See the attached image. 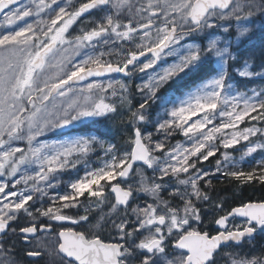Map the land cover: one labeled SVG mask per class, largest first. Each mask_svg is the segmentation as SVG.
Here are the masks:
<instances>
[{"label":"snow or ice","instance_id":"6c2138e0","mask_svg":"<svg viewBox=\"0 0 264 264\" xmlns=\"http://www.w3.org/2000/svg\"><path fill=\"white\" fill-rule=\"evenodd\" d=\"M72 2L67 0L66 5L57 11L52 8L57 0H51V3L48 0H31L29 5L22 4L20 0H0V14L8 25L24 17L40 16L46 10L51 17L48 21H40L43 27L38 25L34 28L32 24H26L19 30L0 32V177L14 178L22 167L39 164V170L34 175H20L12 185H28L31 181L30 192L23 189L12 191L10 181L0 182V194H3L0 199L16 198L0 206V264H18L11 255L12 249L6 247L2 239L9 233L21 235L28 243H31L30 237L35 239L34 250L26 251V255L40 257L47 254L48 264H217L216 256L222 246L230 241L240 243L244 238L251 237L257 227L264 228V201L241 203L219 216L214 223L223 230L218 229L216 234L193 227V222L201 219L200 209L194 201L210 199L200 186L210 173L198 168L197 164L214 157L222 146L225 151L216 161L217 172L226 170V175L245 183L253 180L264 183V162H261L259 171L245 172L239 168L240 161L226 151L242 141L249 142V138L257 132L264 133V129L255 127L239 129L246 118L264 122V89L253 91L251 95L239 91L230 94L232 86L226 83L228 73L224 71L188 93L178 105L170 98H158L157 92L177 74L195 67L204 54L214 52L216 56L226 55L228 59H235L227 47L217 48L214 39L204 49L188 45L184 48L186 54L181 55L178 63L163 69L143 86L149 89L148 94L139 109L130 110V120L148 121L145 113L149 101L161 99L168 118L155 121L156 131L164 132L166 136L173 131H181L189 138L190 146L175 145L167 150L166 159L153 155L164 150L165 143L154 142L152 133L145 135L141 127H135L129 151L121 152L116 145L109 144L105 151L108 159L101 167L86 170L84 177L70 182V191L52 197L47 208L30 210L29 201H33L36 193L47 195L45 189L39 186L41 182L48 188L54 187L51 180L69 165L71 157L77 158L71 165L75 167L92 150L93 144L103 142L97 137H80L41 144L35 148L31 145L38 135L49 128L64 127L82 118H107L116 113V105L106 102V94L111 89L112 96H115L116 84L120 89L127 90V86L119 81L105 83L93 80L82 88L74 86L105 73L129 72V66L140 72L153 68L162 54L179 52L177 46L185 36L211 30L217 26V21L232 16L239 19L240 5L233 4V0H148L146 9L143 6L135 9L131 0H86L78 7H72ZM245 5L264 11V0H245ZM108 6L116 12L110 13ZM230 6L231 11H226ZM93 10L104 13L99 20L89 21L95 26L86 31L82 29L81 35L67 39L66 33L71 26ZM124 10L130 13L135 10L136 14L148 11L150 16L146 23L138 22V26L134 27L130 18L126 24L121 23L119 14ZM156 21L159 25L155 26L154 32L150 31ZM140 33L142 42L135 45L137 50H126L122 62L103 60L104 52L92 54L87 51L94 49L95 41L103 40L104 44H108V39L104 37L111 34L117 39L134 42V34ZM146 53H150L152 58L138 67L139 58ZM239 75L252 77L257 73L246 66L239 71ZM58 98H66L70 102L64 107L63 101L56 102ZM169 104H172L170 110ZM201 113L202 118L188 124L192 117ZM217 117L224 119L209 128L208 125L213 124ZM23 139L29 144L27 153L12 146L15 141ZM217 139L219 145L214 143ZM257 149H264V143L250 142L241 160ZM137 162H142V166L154 174L158 172L159 176L148 177L140 168L134 169ZM133 171L140 177L135 191L146 193L154 202L132 208L134 221L125 216L120 223L113 222L117 231L115 238L105 241L91 229L77 231L74 227H61L55 233V245L49 244V235L53 231L51 222L71 221L74 225L88 222L87 214L76 218L63 214L65 210L77 207L79 198L85 193L90 201L86 213L93 207L102 211L108 194L113 195L115 201L111 204V212H115L118 206H124L127 211L134 196L133 185L128 183ZM181 174H187L186 178L181 179ZM172 176L177 178L178 185L183 186V191L173 184L170 185L172 191L169 195L173 199L178 198L182 206L172 207L160 195L169 187L164 178ZM205 186H211V180H207ZM6 189L9 191L6 192ZM219 207L222 208V205ZM21 214L27 217L25 225L13 228L12 224ZM237 216L245 219L246 226L233 225L229 228V217ZM41 217L48 218L49 222H41ZM104 220L105 215H101L94 227H99ZM130 223L132 227H129ZM169 247L177 250L179 255L170 254L167 251ZM232 264H264V259L233 260Z\"/></svg>","mask_w":264,"mask_h":264},{"label":"rangeland","instance_id":"374dc122","mask_svg":"<svg viewBox=\"0 0 264 264\" xmlns=\"http://www.w3.org/2000/svg\"><path fill=\"white\" fill-rule=\"evenodd\" d=\"M86 2V0H73L72 7H78L79 3ZM31 3V0H28L26 2L27 5ZM48 3H51V0H48ZM67 3V0H57L56 4L52 5V8L56 9L58 11L59 7L65 6ZM131 3L135 6V9L141 8L143 6L145 9L147 8L148 0H131ZM233 4H239L240 10L238 11L239 19L236 18V16L229 17L227 20H220L217 21V26L211 30H208L206 32H199L191 36H185L184 39L180 41L179 47L180 51L177 53H174L173 55H166L163 54L161 56V59L157 61V63L153 66V68L147 69L144 72H140L137 70H131L130 77L124 78L120 76H115L107 79H96L98 81H102L107 83L108 81H119L127 86V90L124 91L120 89L119 84L115 85L116 89V95L112 96L111 92L112 90L109 89L106 94V102L115 104L117 107V112L114 114H111L106 118V122L103 123L104 126L109 127L110 130H115L117 132H124L128 134L129 139H133V132L135 127H141L142 132L145 133H152V140L154 142H164L165 143V149L162 151H156L153 153L155 156L161 157V160L166 159V152L168 149H171L177 144L183 145L185 147L190 146L189 144V138L185 137L181 131H173L171 135H167L164 132H157L155 127V121L162 119V118H168L165 116L164 108L162 107V101L161 99H157V103L154 106H147L146 115L148 117V121L140 123L137 122V125H135L136 121L130 120V110L136 111L139 109V105L143 103L145 96L148 94L149 89L147 87H143L144 85L148 84L149 81L155 77L157 74L161 73L163 69L168 68L169 66L173 65L174 63H178L181 59L182 54H186L184 52V48H186L188 45H198L201 47V49L206 48L211 40H216V47L219 49H223L227 47L229 49V52H232V45L235 43H238L243 36H245L249 31H251L254 27L258 26L260 23L264 22V11H261L259 9H253L250 7H247L245 5V0H235ZM71 10V9H70ZM109 12L111 13L112 8L111 6L108 7ZM35 11V10H33ZM231 11V7L229 10ZM248 13H251V15H248ZM55 14L53 13V16ZM104 15V13L98 12L92 17L84 18L80 17L75 24L71 26L68 33H66L67 39H72L75 36L81 35V30H90L91 27H94L95 25L89 23V21L92 20H99L100 17ZM150 16V13L148 11H144L140 14H136L135 10L133 12H128L127 10L121 11L119 14V19L122 24H124L125 19H132L133 26L138 25V22H147V18ZM141 17H143V20L141 21ZM28 20L26 21V24H32L34 28H36L38 25L40 27H43L44 25L40 23L41 20L48 21L50 20V16L47 14V10L42 13L40 16L32 15L29 17H26ZM25 19V18H23ZM22 19V20H23ZM22 20H18L15 22V24H19ZM159 25V21L155 22V25L153 29L150 31H155V26ZM247 29V31H245ZM0 32H2L0 30ZM142 35L140 33L139 35H134V42L131 41H124L122 44H120V49L118 50V45L114 44V38L110 39L108 37H104V39H108V44H104L103 40H98L94 42V49L89 48L87 51H89L92 54L98 53V52H104L106 55L103 57V60L105 61H111L114 58L120 57V54L125 50H137L135 48L136 44L141 43L139 36ZM108 53H111V55H107ZM82 57H78L77 59H81ZM212 58L216 64V72L210 76L208 79L204 80L203 82L197 84L196 86L192 87L191 89L185 90L184 93L180 95H175L174 97H171L169 93L167 92V87L180 78L182 74L185 72L177 74L174 78H172L168 83H166L163 87L159 89L157 92V97H167L172 99L176 102V104H179V101L184 99L186 95L192 91H194L196 88L201 86L203 83L208 82L209 80L218 77L222 72H227V63H228V57L226 55L224 56H216L215 53L210 54H204L202 55V60ZM151 58H148L144 61L139 62V66H142L144 62H147ZM200 61V62H201ZM227 61V63H225ZM198 62L197 65L200 63ZM244 69V68H243ZM241 69V70H243ZM92 82V81H90ZM88 82V83H90ZM226 83L230 84L232 86V91L230 94H235L236 91L247 93L248 95H251L253 90L248 91H240L234 87V85L229 81L227 78ZM86 83L76 85L74 87L76 88H82L84 87ZM141 88L143 90L141 91ZM166 88V89H165ZM123 100V103H122ZM64 102V107L67 106V103L70 102V100H67L66 98H58L57 103ZM152 102V101H149ZM30 107V106H29ZM172 104L168 105L169 110L171 109ZM152 108L156 110V113L150 114L152 111ZM74 114V113H73ZM256 113H253L255 115ZM27 115V113H25ZM203 113L199 114L198 116L192 117L191 120L188 121V124H191L195 122L198 118H202ZM101 118L102 120L105 119V117H89V118H82L80 120L73 121L71 124L60 127V128H49L45 131H43L40 135H38L35 140L32 142L31 147L35 148L38 147L41 144H52V143H60V142H66L68 140L77 139L80 137H97L99 141H102L103 143H95L92 146V150L87 154L86 157H83L80 159V162L75 164V167H72V163L77 159L75 156L71 157L69 159V165L65 169H72L77 170V175H79V178L84 177L86 170L95 169L98 167H101L103 162L108 159V157L105 155V151L109 144H114L111 139L104 138L101 135H98L95 132H91L88 134H77V133H67L68 130L80 122H87V121H95L96 119ZM224 118L217 117L215 120H213V124L208 125L209 128L218 125L222 122ZM134 126V128H133ZM245 127H255L259 129H264V122L262 121H253L248 118L245 119L243 123L239 125V129L242 130ZM207 131V129H205ZM231 131V130H228ZM66 132V133H65ZM251 144L255 143H264V133L257 132L256 135L251 136L249 138V142L242 141L239 145L235 146L234 148L227 149L226 151L229 152V154L234 157L236 160L240 161L239 168L240 170H246L249 166H257L261 165V162H264V149H257L256 152L251 153L250 155L244 156L243 160H241V156L246 150L247 146H250ZM214 143L219 145V139H217ZM26 144V148H25ZM13 147H19L28 152L29 144L26 139L23 140H17L12 144ZM225 151L223 147L221 146L220 151L216 153L213 161L215 163H212L210 165L208 164H197V167L207 171L210 173L208 177L212 179L213 177H216L220 172L216 171V161L221 159L222 153ZM19 155V153L17 154ZM90 160V163L87 161ZM95 161V163L93 161ZM205 163L206 161H201ZM199 163V162H198ZM91 164V165H89ZM136 168H140L144 174L148 177H154L159 176V173H153L152 170L147 169L146 167L142 166V164L137 165ZM135 168V169H136ZM62 169V170H65ZM39 170V164L33 163L26 166V168L22 167L21 172L17 174L14 178L9 177H0V182L2 181H10V188L12 191L19 192L20 190H26L31 191V181L28 185H15L14 180L18 179L20 175H34L35 171ZM60 170V171H62ZM83 170V171H82ZM226 170H222L221 173H225ZM187 174H181L180 178L184 179L186 178ZM139 175L133 171V173L130 175V178L128 179V183L133 185L134 188V196L131 198L129 205L127 206V211L125 208L118 206L115 212L110 211L111 204L114 203V197L111 194H108V201L103 205V210L96 209L93 207L92 210L89 212H85L86 208H89V204L83 207V211L79 216H83L85 214L88 215L89 219L88 222H90L88 229H91L92 231L96 232L97 234H109L110 237H116L117 231L114 227V223L116 224L120 223L122 219L127 217L129 221H134L135 217L132 213L131 209L139 205L140 207H143L146 203H153L154 201L152 198L147 195L144 192H138L135 191L139 187L138 180ZM54 187L48 188L43 182L40 183V187L44 188L47 192V195H41L40 193H36L33 196V201H29V205H31L30 210H34L33 207L42 208L39 203L42 202L43 199H46L44 197H54L56 195H63L70 191V188L67 189L65 192L59 191V187L57 186L56 181L53 179L51 180ZM156 182H160L159 180H156ZM164 182L166 185H169L166 190L162 191L160 193L161 197L165 200H168L170 202V205L172 207L182 206L181 201L177 199H173L169 193L172 191V188L170 185L177 184V178L175 176H172L171 178L165 177ZM125 186V185H123ZM177 187H180L183 191V186H180L177 184ZM6 192L9 191V189L5 190ZM106 193H108V190H105ZM3 194H0L2 196ZM15 197H8V200H2L0 199V206L3 205V203H7L9 201L15 200ZM31 203V204H30ZM196 203V206L199 208L201 207V201H194ZM35 205V206H33ZM221 208V207H220ZM201 219L199 221L193 222V227L198 228L201 231H208L209 233L216 230L214 220L218 219L219 215H215L216 213H211L208 215V212H200ZM69 215V214H67ZM101 215H105V220L100 222L99 227H94L97 225V221ZM77 215H73L72 217H79ZM214 217V219L210 218ZM233 225L237 226H245V221L234 219L231 222V228ZM129 227H132V224H129ZM259 245L256 244L253 239H247L243 244L241 245H228L222 248L219 251V254L216 256L217 264H232L233 260H251L253 258L256 259H264V246L258 247ZM167 251L172 255H179V252L171 247L167 249Z\"/></svg>","mask_w":264,"mask_h":264},{"label":"trees","instance_id":"16d2710c","mask_svg":"<svg viewBox=\"0 0 264 264\" xmlns=\"http://www.w3.org/2000/svg\"><path fill=\"white\" fill-rule=\"evenodd\" d=\"M232 52L236 58L228 59L227 73L228 79L234 85V87L240 91H260L264 89V22L260 23L258 26L249 31L241 38L238 43L233 44ZM250 57L251 59H249ZM246 66L250 71L257 73V75L252 77L240 76L239 71ZM216 69V64L212 58L204 59L191 70H188L182 74L180 78L172 82L167 87V92L171 97H174L177 94L180 95L182 92L184 93L185 90L191 89L197 84L208 79L216 72ZM156 103L157 99L149 102V105L154 106ZM152 113H156L154 108H152L150 114ZM105 122L106 118L103 120L98 118L95 121L80 122L78 125L64 131H67V133L77 134H88L95 132L104 138L111 139L114 145H116V147L121 152L129 151L130 149L128 146L131 140L129 139L128 134L122 131L117 132L115 130H110L109 127L103 125ZM135 125H137V122ZM24 152L26 153V151ZM214 157H210L205 163L199 162L198 165H210L215 163L213 161ZM87 162L90 163V160ZM93 162L95 163V161ZM253 169H257L259 171L260 164L255 167L249 166L245 172L251 171ZM78 177L79 175H77V170L65 169L56 173L53 180L56 181V183L58 180L59 183H57V186L59 187V191L65 192L70 188V182H75ZM207 180H209V178H205V181L200 182V186L202 190L209 195L210 199L209 201H201L202 203L200 204L201 207H199V209L200 212L207 211L208 215L211 213H216L215 215L217 216L219 214L228 212L231 208L238 206L241 203L264 200V183H261L258 180L245 183L221 172L216 177L210 179L211 186H205ZM116 182L117 181H113V183ZM102 183L104 182L102 181ZM86 197L87 193H85L84 197L79 198L80 203L77 207L67 209L63 214L79 216L84 210L83 207L85 208V206L90 203ZM44 198L46 199H43L39 205L42 208H47L51 204L52 197L48 196ZM220 205H222V208L219 207ZM35 208L37 207H33V209ZM211 219H214V217H211L210 221ZM251 239H253V241L259 245L258 247L264 246V232L255 235Z\"/></svg>","mask_w":264,"mask_h":264},{"label":"flooded vegetation","instance_id":"af4514ba","mask_svg":"<svg viewBox=\"0 0 264 264\" xmlns=\"http://www.w3.org/2000/svg\"><path fill=\"white\" fill-rule=\"evenodd\" d=\"M28 0H24L23 2H21L22 4H26ZM19 6V5H17ZM109 7V6H108ZM116 10L112 9L111 13H115ZM96 13H98L97 11H93L92 13L86 15V16H82L84 18H90L93 15H95ZM25 19H23L21 22H19V24H12V25H8L6 20L4 19L3 14H0V30L2 32L5 31H12V30H19L22 27L26 26V21L28 20L26 17H24ZM128 22L127 19L124 20V24H126ZM138 25L134 24V27H136ZM123 30V29H121ZM135 35V34H134ZM110 39L114 38V44L118 45V50L120 49V44H122L124 41L127 40H123V39H117V37L114 34H111L110 36H106ZM125 50L122 52V54H120V57L118 58H114L113 60H111V62L115 63V62H122V58L123 55L125 54ZM148 58H152L147 57L144 60L148 59ZM144 60H139V62L144 61ZM132 70V67H130V71H129V77H130V72ZM123 208H125L124 206H121ZM67 215V214H66ZM69 216H71L69 214ZM76 218V217H74ZM41 222H49L48 218L46 217H41ZM27 220V217L24 214H21L18 218H17V222L12 224L13 228H18V226H24L25 222ZM52 223V227H53V231L52 233L49 235V244L50 245H55L56 242V237H55V233L58 232L61 227H74L77 231H85L88 230V226L90 224V222H81L79 225H74L72 224L71 221H65V222H60V221H56V222H51ZM90 227V226H89ZM218 229L214 230L213 232H211L210 234H215L216 231ZM40 235V234H38ZM101 239L108 241L110 239H113V237H110L109 234H99ZM41 239H43V237H40ZM115 238V237H114ZM2 239L6 242V247H9L12 249L11 255H13L15 257V259L18 261V264H48L49 262V257L47 254H42L40 257H29L26 255V251H30V250H34L35 248V244L36 241L35 239H32L30 237V241L31 243L28 242H24L22 239L21 235H12L11 233H9L7 236L2 237Z\"/></svg>","mask_w":264,"mask_h":264},{"label":"water","instance_id":"95a60500","mask_svg":"<svg viewBox=\"0 0 264 264\" xmlns=\"http://www.w3.org/2000/svg\"><path fill=\"white\" fill-rule=\"evenodd\" d=\"M24 0H20V2H23ZM234 1L235 0H233V3H234ZM231 7V6H230ZM7 11V10H6ZM94 11V10H93ZM92 11V12H93ZM92 12H90V13H92ZM90 13H86V14H84V16H86V15H88V14H90ZM149 56H152L150 53H146L145 54V56H142V57H140L139 58V60H144L145 58H147V57H149ZM130 67H132V66H129V68ZM113 76H122V77H128L129 76V72H125V73H121V72H114V73H105V74H103L102 76H99V77H94V78H88V80H86V81H83V82H80L79 84H84V83H88V82H90V81H93V80H96V79H105V78H110V77H113ZM78 84V85H79ZM140 164H142V162H137L136 164H134V166H133V168L135 169L136 168V166L137 165H140ZM133 172H131L130 173V175L132 174ZM123 186V185H122ZM131 200V199H130ZM264 201V200H263ZM252 202H261V201H252ZM238 206H240V205H238ZM235 207H237V206H235ZM232 209V208H231ZM230 209V210H231ZM229 210V211H230ZM228 211V212H229ZM226 214V213H225ZM225 214H223V215H225ZM240 219V220H244L245 221V219L244 218H242V217H229V224H228V227L230 228V223H231V221L233 220V219ZM60 222H65V221H60ZM215 226L219 229V230H223L222 228H221V226H219V225H217V224H215ZM246 226V225H245ZM264 232V228H260V227H257V230H256V232L255 233H253L252 234V236L251 237H253V236H255V235H258V234H260V233H263ZM216 234V233H215ZM248 238H250V237H246V238H244L240 243H236V242H232V241H230V242H228L226 245H224V246H222V248L223 247H225V246H227V245H231V244H241L242 242H244L246 239H248ZM221 248V249H222ZM220 249V250H221ZM219 250V251H220Z\"/></svg>","mask_w":264,"mask_h":264}]
</instances>
